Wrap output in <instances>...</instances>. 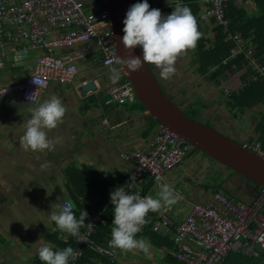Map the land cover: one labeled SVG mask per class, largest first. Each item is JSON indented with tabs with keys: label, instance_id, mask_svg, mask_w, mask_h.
Instances as JSON below:
<instances>
[{
	"label": "built area",
	"instance_id": "obj_1",
	"mask_svg": "<svg viewBox=\"0 0 264 264\" xmlns=\"http://www.w3.org/2000/svg\"><path fill=\"white\" fill-rule=\"evenodd\" d=\"M133 1L138 3L139 0ZM241 1L201 0L197 17L204 27H212V20L217 25L226 24L228 4ZM102 2L103 8L92 10L84 0H0V70L7 60L17 62L26 57L27 52L39 50L33 59L30 74L23 81L0 84V100L16 95L19 101L37 107L41 103L40 95L49 83L72 82L77 73V60L85 57L88 50L94 47L97 53L93 60L112 76L104 103L134 102L133 86L124 75L114 47L106 0ZM131 5L129 1V8ZM232 39L237 45L232 55L245 52L249 57L253 69L251 80H264V65L255 61L251 49L239 34L233 35ZM63 48L72 50L64 55L54 53L56 49ZM33 78L40 81L38 86L33 83ZM241 146L264 160V148L259 141L245 140ZM193 150L190 142L159 124L146 146L122 154L131 167L125 181L117 187L144 197L142 183L147 178H152L158 185L157 177L164 178ZM67 201L70 200L65 199L61 204ZM101 215L102 210L93 211L87 223L96 227ZM95 227L89 230L86 226L81 234L84 241H77L75 249L83 253V248L88 246L114 259L116 251L113 247L102 246L92 239ZM152 229L171 231L175 244L171 254L187 264H222L233 249L247 255H256L257 250L264 253V187L260 186L258 194L250 202L224 192H213L205 201L194 202L179 224L175 225L167 215L159 214ZM76 260H71L70 264H75Z\"/></svg>",
	"mask_w": 264,
	"mask_h": 264
},
{
	"label": "crops",
	"instance_id": "obj_2",
	"mask_svg": "<svg viewBox=\"0 0 264 264\" xmlns=\"http://www.w3.org/2000/svg\"><path fill=\"white\" fill-rule=\"evenodd\" d=\"M84 1L86 6L92 10H98L104 7L102 0ZM165 1L166 0H156L155 3L158 4L159 9L165 8L166 5L171 6L165 4ZM235 5L242 7L247 13L256 12V5L252 0H242L237 4L235 3ZM207 30V37L210 38L212 36V30ZM200 34V36L206 37L203 31ZM70 50H72V48L56 49L54 53L56 55H64L70 52ZM96 53L97 51L95 48L91 47L85 57L77 60L78 70L71 83L60 84L51 82L40 95L42 103L44 100L50 98L51 95L55 94L62 99L67 108L66 114L63 117V123L59 124L55 129L46 130L49 138L59 139V143H56L54 149L51 151H32L31 149H25L21 144V137L25 132V124L30 118L32 109L35 107L19 101L16 95L6 96L0 100V189H13L11 192L15 194L14 196L16 199H19V201L12 203L14 205L17 204L16 208L15 206L13 208L14 212L15 209H19V206H22L20 204L22 203V197L25 195L28 196L29 193L42 196L43 190L48 188L53 189L52 192H48V194L52 196V204L56 203L55 195L60 196L61 199L63 198L62 200L68 199L64 189V171L70 166H77L81 169L84 167L96 169L102 176L111 178L114 182L125 179L131 165L129 162L124 161L122 154L137 147L146 146L152 135L158 129L159 125L152 121V117L145 108L142 109L136 101L127 102L125 104L104 103V99L108 95L107 88L112 80V76L107 70L93 60V56ZM38 54L39 50H32L27 52L26 57H23L17 62L11 59L7 60L4 67L0 70V84L23 81L30 74L33 59ZM182 55L183 53H181L180 56L182 57ZM192 55L194 58V61H191L192 67L184 65L188 68L190 71L189 74L193 77L191 78V83L187 84L188 80L184 81V86L189 88L187 94H191L193 91L198 93L200 91V79H202L204 84L206 83V85H208L206 96L209 99L207 101L210 102L212 100L213 103L209 107H203L204 116L209 115V120L212 121L226 119L228 124L225 123V121H223L222 124L229 129L231 128L233 133L238 134L245 140H257V132L255 130L257 120L255 122L246 120L249 125L245 127L242 124L241 118L239 122L237 120L238 123L236 126H239L238 129H232L231 126L233 125L229 121L230 118H221L225 111H220L219 113L214 112V108H216L217 105L222 109L224 103L222 105V103L215 102V100L212 99V92H217L216 88L221 86V82H225L227 85L228 83L232 84L234 82V76L229 75L226 80L222 79L219 84H215L208 78V73L199 74L197 72L194 53ZM178 58L179 56L177 59ZM148 64L152 71H154V75L158 76L156 70L160 69L153 64ZM179 66L180 65L175 64L176 70L180 69V74L175 73L172 75L174 78L166 80L161 77L165 83H172L176 81V78L179 76V78H184L182 70L184 67L179 68ZM242 72H244V69ZM195 74H197V76ZM88 80L94 81L96 90L88 91L85 95H82L79 91V87ZM196 80L197 83L194 85ZM210 84L212 85V89H210ZM172 87L174 88V86ZM181 90L182 88L180 89L179 95ZM207 92L209 93L207 94ZM187 96L190 99V95ZM188 98L183 99L182 102L184 105L188 103ZM104 118H106V122H104ZM189 168L183 167L178 163L165 174L163 183H167L173 188L175 185L173 182V179L176 177L175 173L179 171L178 173L180 176L185 175ZM192 174H195V172ZM44 176H46L44 182H47V188L42 186L43 180L41 179ZM233 176L235 177L236 175ZM240 180V184L238 183L236 190V195H238L236 198L243 200L241 197V187L243 184L241 178ZM206 184L203 183V179L200 175H195L193 179H190L191 186L189 188L191 189L192 185L195 187L194 191L190 192L191 198H189V196L182 197L175 192L176 195L180 197L177 203L171 206L165 205L159 212L153 213H155L157 217L159 214H165L175 225L179 224L190 212L192 204L198 202L196 199L200 194H205L200 202L205 201L211 195V193H205L203 191ZM247 186V190H243L245 196L248 197V200L245 202H250L258 194L260 186L256 183ZM35 188H38V191L35 190ZM56 188L58 190H56ZM158 189V185H155L153 182L145 195L157 197ZM226 191L228 192L229 189ZM1 193L0 191V264H35L34 260L39 256L38 249L45 244L53 246L52 243L46 239L45 234V231H49L53 228V222L49 221V225L46 229H40V232L38 230L39 227L37 228L38 238H36V236L33 238H24V235L10 232V230L13 228L15 229L19 223L23 224V222L20 218L14 217L15 213L10 215L2 210V198L6 194L1 195ZM4 217L7 220H11L9 225L4 224ZM47 219L49 218L47 217ZM156 232L168 236L174 241L171 231ZM136 239L139 240V238ZM151 246L149 250L150 254H145L139 249L127 251L120 248L116 249V247L113 246L111 247L116 251L115 260L122 264H162L165 260L166 252L171 253L174 249L173 246L167 250L165 246L161 248L155 247L152 244ZM262 262H264V253L260 250H257L256 255H247L239 249H233L229 251L222 264H260Z\"/></svg>",
	"mask_w": 264,
	"mask_h": 264
},
{
	"label": "trees",
	"instance_id": "obj_3",
	"mask_svg": "<svg viewBox=\"0 0 264 264\" xmlns=\"http://www.w3.org/2000/svg\"><path fill=\"white\" fill-rule=\"evenodd\" d=\"M129 1L130 4H135L133 0ZM155 1L156 0H147L150 8H158V4L155 3ZM252 1L256 5V12L247 13L242 7H238L234 2H230L225 10V19H227L226 24L217 25L212 20V27L201 26L197 17L201 8V0H166L165 2L174 8L177 3L188 6L197 20L198 31L200 33L203 31L206 35V37L200 36L196 47L193 49L197 65L196 69L199 74L208 73V78L213 83L219 84L222 79L226 80L229 75H233L244 69V72L241 73L242 85L226 96L225 103L234 109H238L240 112H243L248 108L250 109L262 105L255 130L257 132V140L260 141L264 148V80L260 79L258 82L251 80L250 75L253 69L249 64V57L245 55V52L232 55V49L234 50L237 48L232 36L239 34L245 44L248 47H251V52L255 61L264 65V0ZM140 2H142V0L138 1V3ZM210 28L212 30V36L209 38L207 37V29ZM223 60H225V62H223ZM135 101L142 109H144L143 104L137 100V98H135ZM151 119L156 124H159L155 119ZM229 169L232 170L231 168ZM232 171L235 172L234 170ZM64 177V189L67 193L68 199L75 205L74 212L77 219L79 218L81 211H86L88 213L85 226L79 230L80 234L84 232L86 224L92 216V212L102 210L101 219L96 223V227L93 229L91 237L96 243L102 246H112L110 241L112 238L111 230L114 227L112 224L114 215L113 205L110 201V193L113 192L118 185L123 183L126 178L119 182H114L111 178H105L102 176L96 169H89L87 167L81 169L77 166L68 167L64 171ZM219 177L220 173L214 172L212 174L213 181L211 183L206 182V186L211 187L213 192L224 191L228 193L223 187L224 180L219 181ZM152 184V178L146 179L142 183V192L145 194ZM55 210L58 212L59 208L57 207ZM156 219V214L149 212L143 229L136 234L135 238L146 239L155 247L161 248L162 246H165L166 250L172 246L174 248L175 244L172 239L153 231L152 228ZM52 227L53 228L49 231H45V234L46 239L52 243L53 250H62L69 246L75 249L77 243L76 237L60 231L54 222ZM34 262L35 264H44L39 256ZM70 263L71 260L69 261V264ZM75 264L122 263L115 260V258L112 259L107 255H101L92 248L85 246L83 248L82 256L75 261ZM162 264L185 263L175 259L171 253L166 252V257Z\"/></svg>",
	"mask_w": 264,
	"mask_h": 264
},
{
	"label": "clouds",
	"instance_id": "obj_4",
	"mask_svg": "<svg viewBox=\"0 0 264 264\" xmlns=\"http://www.w3.org/2000/svg\"><path fill=\"white\" fill-rule=\"evenodd\" d=\"M123 24L124 35L121 42L124 48L130 53L137 46L142 49V57L130 54L122 61L127 69L135 72L142 64L150 63L160 69L163 79H169L175 74L177 57L187 49H194L201 35L191 9L179 3L171 14L163 16L160 9L150 8L147 0H142L130 6ZM33 83L38 86L40 81L33 78ZM66 111L62 99L55 94L32 109L21 137V144L25 149L53 150L59 139L49 138L46 130L55 129L63 123ZM163 180V177H157L160 189L157 197L129 194L124 187H117L110 193L114 215L110 241L113 247L127 251L139 249L150 254V241L135 238L146 223L145 217L149 211L159 212L165 205L171 206L179 200L173 188L162 183ZM57 207L59 211L50 212L49 221L54 222L60 231L76 237L77 241H84L79 230L85 226L88 213L81 211L77 219L75 205L71 201ZM86 226L89 230L95 227L92 223H87ZM38 255L44 264H69L70 260L74 261L82 255V251L71 246L53 250L51 245L45 244L38 249Z\"/></svg>",
	"mask_w": 264,
	"mask_h": 264
},
{
	"label": "rangeland",
	"instance_id": "obj_5",
	"mask_svg": "<svg viewBox=\"0 0 264 264\" xmlns=\"http://www.w3.org/2000/svg\"><path fill=\"white\" fill-rule=\"evenodd\" d=\"M166 4V3H165ZM172 6H165V8H160V11L162 13L163 16H167L169 14H171V11L174 9H172ZM159 9V8H158ZM251 49V47H249ZM183 55L182 57L179 55V58L176 60L175 64L180 65V67H184L183 70V75L184 78H176V81L172 82V83H165V81L161 78L160 75V70H156L158 72V76H156V79L158 81V83L160 84V86L162 87L163 91L165 92V94L188 116H190L191 118L195 119L196 121H199L205 125H208L210 127H212L213 129H215L216 131L220 132L221 134L225 135L226 137L233 139L235 141H237L238 143H242L243 138H241V136H239L236 133H233V131L231 130V128H227L225 125L222 124L223 121H225V123H227L226 119L221 120V119H217V121H212L209 120V115H205L204 116V111H203V107H209L211 106L212 100L209 102L207 101L209 98H207L206 96V89H208V85H206V83L204 84L203 80L200 79V91L197 93L195 91L191 92V94H187V92L189 91V88H186L184 86V81H187L188 83L192 82L193 78L190 74H189V70L187 67L185 66H191V61H194L193 59V49H187L186 51L182 52ZM186 61V62H185ZM185 62V63H184ZM185 65V66H184ZM190 67V68H191ZM78 70V69H77ZM154 72V71H153ZM186 72V73H185ZM175 73H179L180 74V69L176 70ZM241 73L242 70L240 72H238L233 77V83L228 85L224 82H221V86H218L216 88L217 92H212L213 96L212 99L215 100V102L217 103H224V107L221 109L219 105H217L216 108H214V112L219 113L220 111H225V113L222 115L221 118H230V123H232L233 126L232 129L237 128L239 126H236L237 123L241 120L242 118V124L243 126H248V122L246 120H250L251 122H255L256 120H258L260 114L259 111L262 108V105H258L254 108H248L246 109V111L244 110L242 113L238 110V109H234L232 108L230 105L225 103V98L226 96L233 91L234 89H237L241 86L242 79H241ZM122 75V74H119ZM197 76V74H195ZM174 78V76H171L169 79L166 80H170ZM191 79V80H190ZM197 83H194V85ZM186 84V85H187ZM211 85V84H210ZM174 86V88L172 87ZM191 87V85H190ZM181 93L179 95L180 89ZM202 88V89H201ZM210 89H212V85L210 86ZM202 90V91H201ZM204 91V92H203ZM209 92H207L208 94ZM216 94V95H214ZM187 95H190V99L188 98ZM188 98V103L184 105V103L182 102L183 99ZM224 109V110H223ZM206 117V118H205ZM238 120V122H237ZM257 123V122H256ZM228 124V123H227ZM159 125V124H158ZM236 126V127H235ZM242 126V129H243ZM244 132V131H242ZM74 151V150H73ZM180 165L183 167H190L188 169L187 174L185 175H179V171H177L176 177L173 179L175 185L173 187L174 192L178 193L180 196L182 197H190V192L194 191L195 187L192 185L191 189L189 188L190 185V179H193L195 177V175H200V177H202L203 179V183H211L213 181L212 178V174L214 172H218L220 173V177H219V181L224 180L223 183V187L227 190L229 189L228 193L224 192L227 195H230L233 198H236V190H237V186L238 183L241 181L240 178L242 179V199L244 201L248 200V197L245 196V193L243 190H247L248 186L247 185H252L255 184L253 181H251L250 179L244 177L241 174H237L235 172H233L232 170H230L229 168H227L226 166L218 163V161H214L212 158H210L208 155H206L205 153L194 149V151L190 152L188 155H186L181 161H180ZM180 169V167H179ZM195 172V174H192L193 172ZM192 172V173H191ZM230 173V174H229ZM233 175H236L235 177ZM240 177V178H239ZM46 178V176L42 177L41 180L42 181V186H44V188H47L46 184L47 182H44V179ZM240 184V183H239ZM58 188V187H57ZM56 188V190H58ZM203 188V187H202ZM13 189L11 188H3L0 189V191L2 192L1 195L6 194L5 196H3L2 200L3 203L1 205L2 210H4V212H6L7 214H14V217L20 218L23 222V224H18L17 227L12 230H10V232L13 233H18V235H24L26 237H30L33 238L34 236H36V238H38V234H37V228L39 227V232L40 229H46V227L49 225V219H47V217H49L50 212H52L53 210L56 211L55 209L57 208V205H60L61 202L63 201L60 196L55 195L56 199V203L52 204V196H50L48 194V192H52L53 189L52 188H48L46 190H43L44 192H42V196H37L35 193H29L28 196L25 195L24 197H22V203H20L22 206H19V209H15V212L13 211L14 206L16 208L17 204H12L14 202L19 201V199L15 198V194H13L11 191ZM35 190L38 191V188H35ZM60 190V189H59ZM160 189H158L157 191L159 192ZM32 191V190H31ZM30 191V192H31ZM203 191L205 193H213L211 192L212 189L211 187H205L203 188ZM11 192V193H10ZM240 192V191H239ZM57 194V193H55ZM188 194V195H187ZM13 195V196H12ZM61 195L63 196V194L61 193ZM178 195V197H179ZM203 196H205V194H200V196L197 197L196 200H198V202L203 198ZM237 199V198H236ZM180 200V197H179ZM11 220H7L5 217L3 219L4 224H8ZM26 223V224H24Z\"/></svg>",
	"mask_w": 264,
	"mask_h": 264
},
{
	"label": "water",
	"instance_id": "obj_6",
	"mask_svg": "<svg viewBox=\"0 0 264 264\" xmlns=\"http://www.w3.org/2000/svg\"><path fill=\"white\" fill-rule=\"evenodd\" d=\"M105 7L109 14L114 47L124 75L132 84L135 97L143 104L148 114L160 125L189 141L195 149L264 187V160L261 157L243 148L237 141L185 114L165 94L148 63L142 64L135 72L127 69L122 61L130 54L142 57L140 46L132 49L130 53L121 42L124 35L123 20L129 8V0H106ZM94 90L96 86L93 80L85 81L79 87L82 95Z\"/></svg>",
	"mask_w": 264,
	"mask_h": 264
},
{
	"label": "bare ground",
	"instance_id": "obj_7",
	"mask_svg": "<svg viewBox=\"0 0 264 264\" xmlns=\"http://www.w3.org/2000/svg\"><path fill=\"white\" fill-rule=\"evenodd\" d=\"M187 141V140H186ZM189 142V141H188ZM195 149V148H194Z\"/></svg>",
	"mask_w": 264,
	"mask_h": 264
}]
</instances>
